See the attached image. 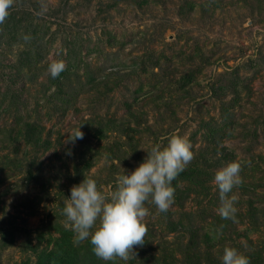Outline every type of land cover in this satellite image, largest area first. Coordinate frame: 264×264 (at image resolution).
<instances>
[{"label":"rangeland","instance_id":"rangeland-1","mask_svg":"<svg viewBox=\"0 0 264 264\" xmlns=\"http://www.w3.org/2000/svg\"><path fill=\"white\" fill-rule=\"evenodd\" d=\"M9 12L16 24H0V264H38L64 239L89 254L62 213L71 187L89 177L108 195L143 149L173 134L192 145L187 167L207 174L175 185L171 213L146 204L136 259L97 264H189L193 226L199 264H221L225 246L264 264V0H16ZM54 60L69 70L59 85ZM227 79L237 87H221ZM79 127L83 139L65 143ZM231 161L242 165L230 194L236 222L217 214L213 183Z\"/></svg>","mask_w":264,"mask_h":264},{"label":"clouds","instance_id":"clouds-1","mask_svg":"<svg viewBox=\"0 0 264 264\" xmlns=\"http://www.w3.org/2000/svg\"><path fill=\"white\" fill-rule=\"evenodd\" d=\"M15 3L16 0H0V24L5 22ZM24 39L27 41L29 37ZM65 69V61L54 60L48 66V73L56 78ZM83 137L79 127L68 134L65 143L74 144ZM191 148L187 138L173 134L166 145L158 142L150 149H143L146 152L143 161L129 174L124 169L108 195L98 190L97 182L89 177L73 185L62 213L75 241H89L95 256L103 261L136 259L134 246L142 247L148 232L143 222L150 214L146 204H154L162 213L170 209L175 193L172 182L194 159ZM241 171V163L231 161L215 172L213 183L219 191L217 214L221 219L236 222L237 197L230 194L243 183ZM222 228L223 225L221 232ZM220 260L221 264H251L248 256L230 246L223 248Z\"/></svg>","mask_w":264,"mask_h":264},{"label":"trees","instance_id":"trees-1","mask_svg":"<svg viewBox=\"0 0 264 264\" xmlns=\"http://www.w3.org/2000/svg\"><path fill=\"white\" fill-rule=\"evenodd\" d=\"M14 14L15 13H10L6 20L10 18L11 20L8 22H14V23L17 22L15 21L16 14L15 15ZM68 71H69L68 68H66L58 77H56L55 82L57 85L62 84L61 82L64 81L63 78H66V79L68 78L67 76ZM235 74H237V77L239 76L237 72ZM224 77H226V75ZM236 84H237L236 81L227 79V80L222 81L220 86L224 88L225 87L232 88V87H237ZM224 104H227V103H224ZM223 109L224 110L228 109V107L224 106ZM33 125L34 124L27 122L26 125L24 126V128L27 130L26 132L28 135L32 133ZM219 125L224 127L223 122H221ZM212 133L213 131H210L209 136L212 137ZM215 133L217 134L218 132H215ZM205 174H207V171L204 169L197 170V169L187 167L177 177V179L173 181L174 184L172 183V186L175 187L176 184L179 185L180 181H184L185 183L190 184V185H197L199 184V180L201 179V177L204 176ZM199 230L200 229L198 227H194V226L190 229V234H191L190 242L187 247L188 249H186L184 253V255H186V257L188 258L189 264H192V263L199 264L201 260L200 258L202 254L204 253L203 251L204 249H201L199 247L200 245ZM56 245H57L56 249H52L50 251L46 249L45 251H43V254L40 256V261L38 264H97L98 262L97 260L98 257L95 256L93 251H91L89 254L82 253L81 250L76 249V247H74L73 245L71 244L69 245L65 239L60 240ZM81 257L82 258L84 257L83 259H85L83 263L79 262V260H81Z\"/></svg>","mask_w":264,"mask_h":264}]
</instances>
